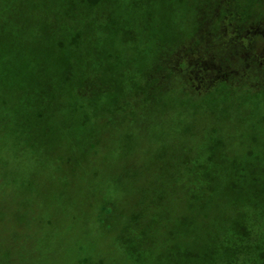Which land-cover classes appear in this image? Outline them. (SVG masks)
Wrapping results in <instances>:
<instances>
[{
  "label": "rangeland",
  "instance_id": "rangeland-1",
  "mask_svg": "<svg viewBox=\"0 0 264 264\" xmlns=\"http://www.w3.org/2000/svg\"><path fill=\"white\" fill-rule=\"evenodd\" d=\"M212 1L0 0V264H230L264 75L193 97L167 64Z\"/></svg>",
  "mask_w": 264,
  "mask_h": 264
},
{
  "label": "trees",
  "instance_id": "trees-1",
  "mask_svg": "<svg viewBox=\"0 0 264 264\" xmlns=\"http://www.w3.org/2000/svg\"><path fill=\"white\" fill-rule=\"evenodd\" d=\"M230 4V0H214L210 2L212 9L199 6L194 37L200 42L180 46L167 61L174 71L173 80L180 77L190 96L194 97L204 86L228 85L264 75V0H248L237 8ZM135 184L128 196L132 202L141 197L137 187L141 182L137 180ZM150 207L141 206L142 210ZM242 208L246 210L245 220L234 224L236 237L226 248L230 264H264V220L258 219L256 208ZM215 216H220V211ZM218 223L214 229L218 226L217 231H222V220ZM17 232L26 233L25 230Z\"/></svg>",
  "mask_w": 264,
  "mask_h": 264
}]
</instances>
